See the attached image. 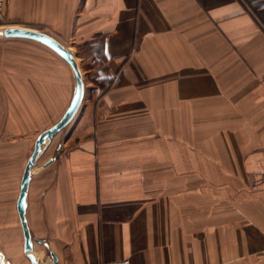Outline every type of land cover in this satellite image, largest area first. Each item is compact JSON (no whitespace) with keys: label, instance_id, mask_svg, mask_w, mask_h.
I'll return each instance as SVG.
<instances>
[{"label":"crops","instance_id":"1","mask_svg":"<svg viewBox=\"0 0 264 264\" xmlns=\"http://www.w3.org/2000/svg\"><path fill=\"white\" fill-rule=\"evenodd\" d=\"M6 22L93 72L32 167L43 264H264V0H7ZM4 82L10 133L47 102L58 120L74 88L27 114L24 74Z\"/></svg>","mask_w":264,"mask_h":264},{"label":"rangeland","instance_id":"2","mask_svg":"<svg viewBox=\"0 0 264 264\" xmlns=\"http://www.w3.org/2000/svg\"><path fill=\"white\" fill-rule=\"evenodd\" d=\"M44 46L30 39L0 37V250L10 264H23L24 262V251L21 247L22 230L15 204L19 192L20 175L27 155L31 153L36 135L54 123L53 109L55 106L54 103H45L44 112L34 111L36 117H34L33 123L32 121L29 122L28 127L20 128L17 132L13 128L14 132L10 133L13 130L6 126L8 113L5 97L8 94L4 91V80L14 69L24 74L26 86L23 88V95L27 104L23 103L22 105L28 106L27 114L37 106L32 100L33 97L35 99L37 97L41 101L42 94L57 96L60 94V87L58 86L60 84L67 91L69 89L70 94L74 85L70 67L61 57ZM82 75L84 84H86L85 88H88L87 81L93 72L83 70ZM37 81L39 86L36 84ZM41 82L43 85H40ZM1 92H3V97H1ZM75 117L64 129L54 135L48 143L47 149H44L45 151L48 150L47 152L51 154L50 157L58 154L57 147L61 143L60 137L68 136L69 126ZM44 150L38 157L39 161L43 159ZM34 246L38 250L42 247L41 243L38 242H34ZM44 252L45 254L40 250L42 260L47 255L46 251Z\"/></svg>","mask_w":264,"mask_h":264},{"label":"water","instance_id":"3","mask_svg":"<svg viewBox=\"0 0 264 264\" xmlns=\"http://www.w3.org/2000/svg\"><path fill=\"white\" fill-rule=\"evenodd\" d=\"M0 37L25 38L45 45L56 54H58L70 66L72 74L74 76V88L68 106L59 117V119L46 129L42 130L34 140L32 151L23 168L20 179L19 193L16 200V210L19 216L23 235L24 253L31 264H39L36 256L32 252L33 240L38 243H42V240L32 237L25 215L28 186L31 179L32 167L35 166L38 157L47 147L53 136L64 129L78 112L85 93L84 78L73 51L46 32L25 27L6 26L4 28H1ZM0 264H10L9 261L6 260L5 255L1 250Z\"/></svg>","mask_w":264,"mask_h":264},{"label":"built area","instance_id":"4","mask_svg":"<svg viewBox=\"0 0 264 264\" xmlns=\"http://www.w3.org/2000/svg\"><path fill=\"white\" fill-rule=\"evenodd\" d=\"M6 3L7 0H0V28L7 26L6 22ZM95 264H131L129 258H119L110 261H98Z\"/></svg>","mask_w":264,"mask_h":264},{"label":"bare ground","instance_id":"5","mask_svg":"<svg viewBox=\"0 0 264 264\" xmlns=\"http://www.w3.org/2000/svg\"><path fill=\"white\" fill-rule=\"evenodd\" d=\"M0 31H1V28H0ZM19 94V93H18ZM18 113V112H17ZM19 114V113H18ZM34 242H36V241H34L33 240V249H32V252L34 253V255L36 256V258H37V260H38V262H39V264H43V260L41 259V256H40V250H38L37 248H35V246H34ZM22 247V246H21ZM17 250V249H16ZM20 261V260H19ZM16 262V261H15ZM14 264V263H13ZM47 264V263H46Z\"/></svg>","mask_w":264,"mask_h":264}]
</instances>
